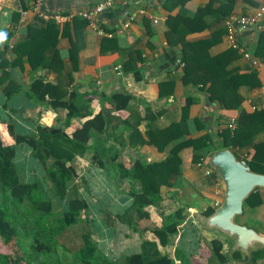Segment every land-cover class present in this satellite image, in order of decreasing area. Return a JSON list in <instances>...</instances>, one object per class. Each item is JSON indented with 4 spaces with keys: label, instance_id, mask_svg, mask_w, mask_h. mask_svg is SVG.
Returning <instances> with one entry per match:
<instances>
[{
    "label": "crops",
    "instance_id": "crops-1",
    "mask_svg": "<svg viewBox=\"0 0 264 264\" xmlns=\"http://www.w3.org/2000/svg\"><path fill=\"white\" fill-rule=\"evenodd\" d=\"M97 1L42 0L43 13L62 16L56 22L37 16L31 10L34 0H0V33L5 36L0 47L4 42L8 45L5 60H13L11 47L15 42L23 44L28 27H34L38 33V44L44 43L45 61L51 53L55 57V67L39 65L32 69L28 56L21 52L14 66L4 67L10 80L21 87L35 77L52 83L64 81L69 91L89 94L91 115L111 107L106 99L111 92H126L130 96L119 115L135 125L144 142L132 144L122 120L114 116L117 119H110L107 127L111 135L106 131L97 134L98 140L104 141L103 146L111 147V153L116 154L107 170L92 164L89 152L73 159L74 163L80 162L79 158L86 162L81 174L101 200L96 203L97 208L111 209L112 216L121 215L130 204L126 196L129 186L139 191L137 179L119 176L118 164L125 169L137 159L159 161L168 156L175 141L158 150L146 141L149 127L162 129L176 123L181 131L179 141L199 139L205 144L196 150L190 146L179 150L177 173L170 177L168 185L159 186L158 204L148 207V218L138 220L137 229L114 217L119 227L102 222L99 228L105 229H99L91 239L104 257L111 259L114 257L108 253L116 257L129 254L117 245L116 235L136 245L153 240L157 251L168 257H172L173 247L181 239L198 244L215 238L221 242L220 252L229 256L227 264H252L242 257H232L230 238L202 225L204 211L214 209L221 199L216 174L211 169L208 173L203 170L208 156L220 143V134L227 129V119L233 117L236 125L245 113L264 109V69L252 66L228 46L224 27V19L231 15L257 14L259 0H117L110 8L91 16L101 33L78 15L79 11H90ZM128 14H134V20L123 28L121 24ZM258 19L264 23V14L258 15ZM263 30L243 28L237 34L246 50L261 61H264ZM185 56L190 65L188 70H183ZM125 64L128 69L123 71ZM207 90H212V98ZM223 91L227 108L217 100ZM61 116L60 109L30 101L22 94L8 99L0 95V140L6 145L14 143L3 129L8 120L15 132L28 133L35 123L57 126V118ZM86 118H71L62 131L69 136ZM30 122H35L33 128L29 127ZM91 142L90 139L87 143ZM262 142L264 128L251 135L250 145L235 147L232 152L237 158L248 160L251 145ZM255 195L259 202H244L238 222L264 234V188H256ZM177 214L180 219L174 234L168 244L160 245L150 232L151 227L159 228L165 219L172 216L176 219ZM183 248L187 250L189 245ZM253 263L264 264V256L256 257ZM173 264L180 263L174 260Z\"/></svg>",
    "mask_w": 264,
    "mask_h": 264
},
{
    "label": "trees",
    "instance_id": "trees-1",
    "mask_svg": "<svg viewBox=\"0 0 264 264\" xmlns=\"http://www.w3.org/2000/svg\"><path fill=\"white\" fill-rule=\"evenodd\" d=\"M33 28L28 27V37L23 44L15 42L11 47L13 60L9 62L5 60L4 54L7 52L8 45L4 42L0 47V95L8 99L14 95L22 94L30 101L44 103L54 110L60 109L62 116L57 118V126H44L35 123L34 130L28 133L15 132L11 121L8 120L6 123L7 132L14 143L5 145L0 140V264H62L60 254L64 256V252L69 258L68 264H101L99 259L105 257L101 255L96 243L90 237L89 221L79 217L81 211L90 210L88 195L82 196L77 193L76 189L77 192L68 197L65 207L59 206V201L68 194V186L73 184L75 177L70 161L89 152L90 162L107 170L109 164L115 160L116 154L111 153V147L103 146L104 141H99L97 134H103L106 131L107 135H111L112 131L109 132L107 129L112 118L119 117L122 120L127 137L132 144L136 141L138 144H142L144 140L135 125L130 124L127 119H124V116L120 117L119 115L121 110L125 109L130 97L126 92H111L106 96L111 107L106 109V112L100 111L91 115L89 94H76L74 91H69L66 87L67 83L64 81L58 80L52 83L43 81L41 77H35L29 81L26 87H21L8 78L4 67L14 66V63L19 61L21 54L28 56L32 69H36L39 65H46L50 68L56 66L53 65L55 57L52 53L45 61L44 43L38 44L39 41L36 40L39 35L34 32L36 30ZM257 49L258 47H256ZM183 60L186 64L183 70H188L190 65L186 56ZM127 69L125 64L123 71ZM212 90H207L211 98ZM225 98L223 91L217 100L227 108ZM232 98L235 99V95ZM102 99L104 98L101 97ZM74 117L87 118L68 136L62 131V126H66L69 120ZM262 128H264V109L245 113L241 120L238 118L232 133L226 129L220 134V143L215 145L213 151L228 148L232 152L235 147L242 148L250 145L251 135ZM145 134L146 141L158 150L170 142L175 141V143L169 148L168 156L162 160L137 159L125 169L118 164L120 167L119 176L129 180L137 179L140 188L139 191H135L129 186L126 193V196L130 198L128 208L121 215L113 217L136 229L138 220L148 218V207L158 204L160 200L159 186L168 185L170 177L177 173L179 150L187 146L196 150L205 144L199 139L179 141L181 131L176 123H171L162 129L149 127ZM90 139L92 142L87 143ZM16 144L24 145L29 149L30 156L42 169L41 179L37 176H33L30 181L21 179L14 161L17 151ZM251 147L250 159L244 161L250 170L264 173V142L252 144ZM233 155L235 156L234 153ZM42 181L45 183L46 191L42 188ZM74 188L75 185L72 190ZM84 190L88 194L86 189ZM255 194L256 188L246 196L243 203H258ZM6 201L16 209L24 207L23 211L28 215L35 213L38 218L35 221V227L26 231L23 228L18 229L17 223L24 224L25 220L19 222L14 219L13 213L8 211ZM212 211L213 209L209 208L203 214L207 216ZM179 219L180 215L177 214L176 219L173 216L165 219L159 228L151 227L150 232L157 238L160 245L164 246L169 243V237L174 234L175 225ZM111 222L113 225L114 221ZM71 230H76L73 240L76 244L74 248L65 245L63 240ZM23 237L31 238L26 247H22L19 243ZM180 242L182 246L189 245L188 251L175 246L172 250V257H168L157 251L155 241L143 240L139 244L138 251L120 255L121 264H173L174 260H178L180 264H227L229 256L220 252L221 242L218 239L212 238L208 242L202 240L198 244L191 241L185 242L184 239H181ZM57 248H60L62 252L57 253ZM230 254L232 257H242L245 261H249L248 263L254 264L256 257L264 256V247L250 249L248 255H241L237 250ZM52 257L53 260H51ZM211 259L214 262L210 263Z\"/></svg>",
    "mask_w": 264,
    "mask_h": 264
},
{
    "label": "water",
    "instance_id": "water-1",
    "mask_svg": "<svg viewBox=\"0 0 264 264\" xmlns=\"http://www.w3.org/2000/svg\"><path fill=\"white\" fill-rule=\"evenodd\" d=\"M206 165L219 180L221 199L202 219V225L230 238L231 252L237 250L241 255H248L250 249L264 247V234L235 220L246 196L255 188H264V173L250 170L247 163L237 159L228 148L212 151Z\"/></svg>",
    "mask_w": 264,
    "mask_h": 264
},
{
    "label": "rangeland",
    "instance_id": "rangeland-1",
    "mask_svg": "<svg viewBox=\"0 0 264 264\" xmlns=\"http://www.w3.org/2000/svg\"><path fill=\"white\" fill-rule=\"evenodd\" d=\"M29 115L34 117L33 113H29ZM35 122H37V121H35ZM34 123L30 122L29 123V127H32L34 125ZM3 124H5V122L2 123V125H1L2 128H3ZM3 129L7 133V135H6V137H7L9 135L8 132H7V129L6 128H3ZM33 130H34V128L32 129V131ZM9 138H10V141L12 142L11 137H9ZM9 145H11V144H9ZM15 147H16L17 151H16V156L14 158V161H15V164L17 165L18 174L20 175L21 179L24 180V181H30L33 176H37L39 179H41L42 178V169L39 166V164L36 162V160H34L30 156L29 149L26 146H24V145H15ZM106 156H107V154H106ZM79 160H80V162L77 160V161H75V163H74V161H70V164H71V166L73 168V171L75 172V177H74L73 182H72L73 184H70L68 186V194L64 197L63 200L59 201V206L60 207H65L68 197H71L74 194V192L78 191L77 193L82 195V196L88 195L87 199L90 202V204H89V209L90 210L81 211L80 214H79V217L83 218V219H87L89 221V225H90V229H91L90 237L91 236L95 237L97 235L98 231H100L99 229H102V228L105 229L104 226L102 228L101 227L99 228V226H100V224L102 222H105L108 225V224H110L111 220H113L114 224H115V227H119V225L117 226V222H115L116 219L113 216H111L112 215L111 213H109V211H111V209L107 210V209H102L100 207L97 208V204L96 203L97 202L101 203V200L99 198H96L93 189H90L89 186H87V180H86L85 176H83L81 174L82 169H83V167H85V163L86 162L82 161L80 158H79ZM206 169L207 168L205 167L204 170H203L204 173H205ZM74 185H75V188H74V190H72V187H74ZM42 188L45 191L47 190V188L45 186V183L43 181H42ZM76 189H77V191H76ZM84 189H86V192L88 194L85 193ZM110 196H111V194H110ZM109 201L111 202V199ZM6 202H7L6 206L8 208V211H11L13 213L14 219H16L19 222H22L23 220H25L24 224L17 223V228L18 229L23 228V230L26 231L29 228H34L35 227V221L38 220V218L35 215V213L31 214V215H28L26 212L23 211L24 207H20V208L16 209L14 206H11V204L8 201H6ZM108 213L111 214V215L109 216ZM235 220H236V222H238L240 220L239 214L236 215ZM246 221H247V219H246ZM75 233H76V230H71L66 235V237L63 239L64 242L66 243L65 245H67L70 248H74L75 245H76V244H74L75 242L73 241L75 239V236H74ZM119 235H121V234H119ZM116 239H117V242H116L117 245L122 248L123 252L131 253V252L136 251V249H139V245H136L135 243H133V241L127 243L124 238L119 237L117 235H116ZM30 240H31V238H29V237H25V238L23 237L21 239V241H19V243H20V245L22 247H26L27 246V242L30 241ZM98 240H100V238H98ZM105 244H106L105 247H108L107 242H105ZM123 244H124V247H122ZM175 244L179 248L184 249L183 246L181 245L180 241L176 242ZM193 247H195L194 244H193ZM113 248L115 250V248H116L115 247V243H114V247ZM118 251H120V250H118ZM60 252H62V250H60V248H57V253H60ZM101 255L104 256L103 253ZM108 255H109V257H114V258L109 259V258L105 257L104 259L103 258L99 259V262L101 264H121L122 263L120 255L117 256V257H116V255L114 253L113 254H109L108 253ZM60 257H61V260H62V264H68L69 258L65 255V252H64V256H61V254H60ZM51 260H53V257L51 258Z\"/></svg>",
    "mask_w": 264,
    "mask_h": 264
},
{
    "label": "built area",
    "instance_id": "built-area-1",
    "mask_svg": "<svg viewBox=\"0 0 264 264\" xmlns=\"http://www.w3.org/2000/svg\"><path fill=\"white\" fill-rule=\"evenodd\" d=\"M117 0H98L90 9V11H79L78 15L87 19V24L96 29L98 33L102 31L98 29L97 23L95 20H91V16L98 14L108 8H110L114 2ZM42 0H34L33 5L31 6V10L37 14L38 17L42 19L52 18L56 22H59L62 19V16L59 14H46L40 10ZM264 14V0H259L257 5V14L254 15H231L224 19V27H225V38L227 40L228 46L231 49L236 50L240 56L249 60L250 64L255 67H260L264 69V61L259 60L256 56L249 53L242 43L238 40V32L243 28H253L256 30H261L264 28V23L260 22L258 19V15ZM134 20V14H128L121 26L126 28L131 21ZM226 128L230 133L235 129V120L233 117L227 119ZM205 173H208L210 169L206 167Z\"/></svg>",
    "mask_w": 264,
    "mask_h": 264
},
{
    "label": "clouds",
    "instance_id": "clouds-1",
    "mask_svg": "<svg viewBox=\"0 0 264 264\" xmlns=\"http://www.w3.org/2000/svg\"><path fill=\"white\" fill-rule=\"evenodd\" d=\"M4 38H5L4 34L0 33V42H2Z\"/></svg>",
    "mask_w": 264,
    "mask_h": 264
}]
</instances>
